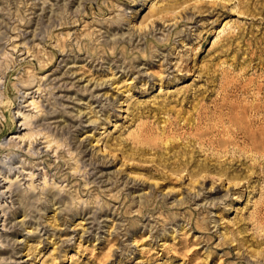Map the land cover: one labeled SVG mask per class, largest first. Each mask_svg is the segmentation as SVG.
<instances>
[{"label":"rangeland","instance_id":"1","mask_svg":"<svg viewBox=\"0 0 264 264\" xmlns=\"http://www.w3.org/2000/svg\"><path fill=\"white\" fill-rule=\"evenodd\" d=\"M0 168V264H264V0H0Z\"/></svg>","mask_w":264,"mask_h":264},{"label":"bare ground","instance_id":"2","mask_svg":"<svg viewBox=\"0 0 264 264\" xmlns=\"http://www.w3.org/2000/svg\"><path fill=\"white\" fill-rule=\"evenodd\" d=\"M45 18V17H44ZM39 20H41V19H39ZM27 35V34H26ZM39 91H40V89H39ZM228 102V101H227ZM214 103V105H215V108H216V106H218V105H220V104H218L216 101L215 102H213ZM231 103V102H230ZM227 104V103H226ZM224 105H225V103H224ZM230 105V104H229ZM220 107V106H219ZM226 107V106H225ZM229 107V106H228ZM43 108L44 109H47V107L45 108V106H43ZM211 109V108H210ZM210 109H209V107L207 108H204V110L202 111V113L201 112H199V113H197V118L196 119H192L191 121H190V123H186L187 125H190V131L189 132H187V133H185L187 136H188V138L187 139H190L191 141H194L196 144H198L199 145V147H200V149H201V151L203 150L204 152L206 151V154H207V151L208 150H214V151H217V152H221V153H224L225 155L227 154V153H231L230 152V148L231 147H233V150H238V149H240V146L237 144V142L235 141V140H227V139H223V140H221V141H219V140H217V137H213V136H215L214 135V133H215V129L217 128V127H219L218 126V124H222L223 126H225V125H227V124H225L224 125V119L222 120V121H219V119H218V121H219V123H216V124H210V123H206L205 122V125H206V127L204 128V127H202V123H204V121H203V115H205L206 117H208V119H210V117H209V115H210ZM220 109V108H219ZM227 109V108H226ZM229 109H230V107H229ZM200 110V109H199ZM213 110V109H212ZM228 110V109H227ZM214 111V110H213ZM49 113V112H48ZM219 113H220V116L223 114V111L222 110H220L219 111ZM214 114V113H213ZM215 114H217V113H215ZM230 114V113H229ZM233 115H234V113H233ZM212 117V116H211ZM224 117V116H223ZM214 118V117H213ZM233 118V117H232ZM236 118V117H235ZM207 119V118H206ZM217 119V118H216ZM226 119V118H225ZM238 119V118H237ZM236 119V120H237ZM212 120V119H211ZM211 120H207V121H211ZM232 120V121H231ZM231 120H229V123L232 125V127H233V129H231V130H225V135L227 134V135H230V134H233V139H236V136H238V135H240V134H242L243 135V137L244 136H248L247 134H249V132H247L246 131V129L244 128V127H242L241 126V124L239 125L238 123H237V121H236V123L235 122H233V119H231ZM235 120V119H234ZM241 120V119H240ZM243 120V119H242ZM241 120V121H242ZM186 121H188V120H186ZM23 122H24V126H26V127H32L33 126V124H30L29 123V121H28V118L26 117V116H24V118H23ZM239 122V121H238ZM226 123V122H225ZM246 123V122H245ZM250 124V123H249ZM185 125V124H184ZM221 125V126H222ZM184 127H186V126H184ZM231 127V126H230ZM225 128V127H224ZM46 130H44V131H49V130H52V128L51 127H47V128H45ZM53 129H55L56 130V128H53ZM188 129V128H187ZM187 129H185V130H187ZM248 129V128H247ZM62 130V129H61ZM61 130H60V132H61ZM65 131V130H64ZM64 131H62V133H60V136L61 135H63V133H64ZM217 131V130H216ZM59 130L57 129L56 130V134H58L59 135ZM174 132V131H173ZM222 132V131H221ZM252 132V131H251ZM164 133V132H163ZM180 133V132H179ZM223 133V134H224ZM253 133V132H252ZM181 134V133H180ZM39 135V134H38ZM167 135V134H166ZM220 135V134H219ZM218 135V136H219ZM250 135V134H249ZM221 137V136H220ZM179 138H181L182 140L183 139H186V138H184V136H181L180 135V137ZM249 138V137H248ZM37 141V140H36ZM35 141V142H36ZM240 142V141H239ZM244 142V141H243ZM248 142V141H247ZM241 144H242V142H240ZM35 144V143H34ZM33 143H31V145H30V147L32 146V145H34ZM191 144V143H190ZM197 145V146H198ZM78 146V145H77ZM257 146V145H256ZM83 148L84 147H82V145H79L78 146V148L77 149H81V151L83 150ZM206 148L208 149V150H206ZM219 148V149H218ZM243 148V147H242ZM252 148V147H251ZM245 149V148H244ZM253 149V148H252ZM257 149V148H256ZM30 150V149H29ZM232 150V151H233ZM254 150V149H253ZM259 149H257V151H258ZM255 151V150H254ZM261 151V150H260ZM35 148L34 149H32V150H30V152H29V154H30V156H34L35 155ZM83 154H86L87 152L86 151H84V152H82ZM203 153V152H202ZM212 153V152H211ZM215 153V152H214ZM234 153H236V152H234ZM242 153V152H241ZM209 154V153H208ZM207 154V155H208ZM224 154H222V155H224ZM258 154V153H257ZM263 154V153H262ZM206 155V156H207ZM209 155H211V154H209ZM213 155V154H212ZM216 155V154H215ZM221 155V154H220ZM219 154H218V156H220ZM203 156V155H202ZM217 156V155H216ZM215 156V157H216ZM217 156V157H218ZM227 156V155H226ZM254 156V155H253ZM10 165V168H11V170H15V168H14V163H12L11 162V164H9ZM100 165V164H99ZM26 168V167H25ZM203 169V168H202ZM7 171L4 169V168H0V177H1V179H4V181L5 182H8V187L6 188V191H7V193L8 194H10V200H12L13 201V205H19L20 207L22 206V205H29V204H31L32 203V199L30 198V199H27V198H25V199H23L24 197L21 195V196H18V195H20V193H19V191H20V189H21V185H20V183L19 182H15V181H13L12 179H11V177H6V175H7ZM10 175V174H9ZM31 179H32V181H31V183L29 184V189L27 190V194L30 192V193H32V192H35V186H34V182H33V180H34V177H35V174H32L31 176ZM0 182H1V180H0ZM3 182V181H2ZM22 193H24V192H22ZM5 197H6V194L5 193H2V192H0V199H5ZM16 197H18V199L17 200H15V198ZM14 206V207H15ZM18 206V207H19ZM13 208V207H12ZM0 209H1V211H2V213L4 214V216H3V218L4 219H6V220H4V227L6 228V230H11V228H15V226H13V225H11V223H8L7 224V222L9 221L8 220V212H7V210L4 208V206H2V205H0ZM10 215V214H9ZM11 219V218H10ZM5 224H7V225H5ZM9 226H11V228H9ZM4 228V229H5ZM8 228V229H7ZM9 234V233H8ZM3 236L2 235H0V241L3 239L2 238ZM8 242V241H7Z\"/></svg>","mask_w":264,"mask_h":264}]
</instances>
